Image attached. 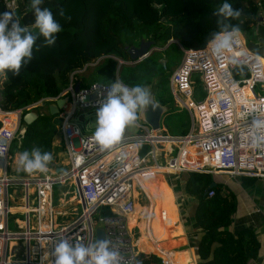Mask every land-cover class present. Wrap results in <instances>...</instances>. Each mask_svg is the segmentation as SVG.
Instances as JSON below:
<instances>
[{
  "label": "built area",
  "instance_id": "1",
  "mask_svg": "<svg viewBox=\"0 0 264 264\" xmlns=\"http://www.w3.org/2000/svg\"><path fill=\"white\" fill-rule=\"evenodd\" d=\"M0 1L5 12L13 13L19 21L17 11L24 10L19 6L20 0ZM158 21L164 25L163 17ZM209 41L202 48H183L180 62L169 77L174 104L185 108L190 116V127L184 135L152 131L135 122L138 133L127 134L125 130L117 144L101 150L92 139L94 131L83 130L74 117L87 109L98 110L107 90L117 81L93 82L75 91L69 79L66 88L56 97L34 103L68 95V103L58 114L60 155L46 172L24 171V175L15 177L8 173L10 146L24 133L22 113L34 104L12 111L0 108V264H53L51 253L60 240L67 239L72 245L92 244L97 228L103 230L104 239L119 251L120 264H145L144 259L149 255L159 258L158 263L151 264H170L171 252L182 246L168 250L166 255L139 251V232L134 231L136 226H128L129 215L137 204L138 188L144 185L142 174H162L163 170L176 173L173 176L176 179L183 171L224 174L235 181L240 177L264 178V146L253 143L252 129L254 119H264V62L234 46L224 59H217L212 55ZM237 65L246 67L247 76L234 77ZM194 72L199 73L203 92V97L196 100L191 79ZM253 105L259 111L253 112ZM9 114L13 120L6 121ZM258 135L264 136V130ZM142 145L148 148L141 150ZM184 147L193 150L194 158L191 156L189 162L179 164L176 159ZM161 152L169 156L164 166L156 164V155ZM11 185L24 189V203L18 208L24 219L11 218L10 223L8 214L14 210L8 207L7 189ZM55 185L74 188L73 196L80 209L79 212L71 210L63 225L57 222L65 212L58 205L59 201L63 202L62 197L57 198V203L53 198ZM65 193L61 192L62 196ZM212 195L213 190H208L207 196ZM255 211L261 213L259 208ZM11 241L15 244L10 245Z\"/></svg>",
  "mask_w": 264,
  "mask_h": 264
},
{
  "label": "trees",
  "instance_id": "2",
  "mask_svg": "<svg viewBox=\"0 0 264 264\" xmlns=\"http://www.w3.org/2000/svg\"><path fill=\"white\" fill-rule=\"evenodd\" d=\"M224 2L230 3L234 9L242 10L238 19L229 18L225 23L238 27L240 32L254 24L257 12L255 0H42L40 7L52 11L62 30L56 34L53 46H45L42 37L37 40L32 60L22 65L18 76H14L11 71L0 73V108L12 111L40 99L55 97L68 85L69 79L74 85L77 83L78 87L93 82H114L116 58L129 60L127 48L133 45L130 42L124 44L122 35H138V38L152 40L158 47H162L172 37L185 49L202 48L214 33L221 30L217 23L219 18L214 12ZM152 4H158L159 9H155ZM19 6L24 7L23 12L17 11L20 25L28 26L36 33L31 0H20ZM61 10L63 16L60 15ZM4 12L0 1V14ZM160 17L170 27L160 24ZM171 45L168 44L158 52L167 53ZM152 54L126 65V71L120 70L124 66L121 65L118 70L119 80L130 87H144L151 80L156 81L157 90L167 86L171 68L161 70L159 57L153 58ZM98 58L101 60L88 76H77L76 70ZM233 75L235 78L245 77L247 69L237 65ZM156 100L162 104L168 102L162 95H157ZM11 120L13 115L9 114L6 121ZM20 121L24 133L20 139L13 141L10 154L17 152L20 156L24 151L31 152L38 148L42 152L51 153L53 159L48 164L50 166L55 159L52 139L60 121L58 113L49 114L47 109L39 110L34 113L31 123L25 124L22 119ZM161 123L163 132L184 135L189 128V117L185 113L184 118H181L171 106L162 116ZM146 148V145H142L141 150ZM191 156L194 158L193 150L187 147L182 161L189 162ZM160 172L166 178L176 174L163 170ZM161 176L159 173L141 175L144 188L154 201L163 198L165 193ZM218 176L183 171L178 175L179 184L173 187L192 198L188 214L197 227V235L188 242L190 253L197 264H250L257 256L259 242L249 226L236 225L230 228L233 217L237 215L240 197L235 191L239 189L223 182ZM254 180L240 177L239 183L247 185ZM210 183L214 185L209 187ZM59 189H63L61 185L53 187L54 198ZM71 190L74 194V188ZM208 190H213L210 197L207 196ZM138 211L129 215L128 226L136 225L133 218L138 217ZM139 231L143 234L141 228ZM144 262L158 263L159 258L149 255Z\"/></svg>",
  "mask_w": 264,
  "mask_h": 264
},
{
  "label": "clouds",
  "instance_id": "3",
  "mask_svg": "<svg viewBox=\"0 0 264 264\" xmlns=\"http://www.w3.org/2000/svg\"><path fill=\"white\" fill-rule=\"evenodd\" d=\"M31 2L36 33L28 27H22L19 21L14 19L13 13L6 11L0 14V73L11 71L14 76H18L22 65H27L32 60L37 40L42 37L45 46H53L56 43V34L62 30L52 11L40 7L42 0ZM60 15H64L63 10ZM214 15L219 18L217 23L221 30L213 34L209 45L212 55L217 59H224L226 54L233 50L234 37L239 34L238 27H232L225 21L229 18L238 19L242 10L234 9L230 3L224 2L218 6ZM152 103L147 87H128L117 81L107 90L106 98L96 112V128L92 139L101 150L111 148L122 139L126 128L137 121L138 112ZM252 111L259 110L253 105ZM252 129L253 143L256 146H264V136L258 135L264 130V119H254ZM52 159L51 153L35 148L31 152L24 151L20 154L19 165L25 172L43 173L47 171ZM51 255L53 264H120L121 261L119 251L114 249L107 239H98L88 245H72L67 239H63L55 245Z\"/></svg>",
  "mask_w": 264,
  "mask_h": 264
},
{
  "label": "crops",
  "instance_id": "4",
  "mask_svg": "<svg viewBox=\"0 0 264 264\" xmlns=\"http://www.w3.org/2000/svg\"><path fill=\"white\" fill-rule=\"evenodd\" d=\"M255 4H256L257 12H256V19H255L254 24L248 30H246L244 32L239 31V34L236 37L239 38L241 41V45H240L239 49L242 47V50H245V51L255 55L260 60H262V62H264V0H255ZM245 35H247L248 37L249 36L252 37V41L248 45L249 48H247L243 43ZM141 39L149 40V39H145V38H141ZM150 41H152V40H150ZM170 43L171 44L176 43V45L179 47L181 55H182L183 47H181L179 45L177 39L170 37L162 47L156 46L153 42L152 45L148 49V53H146L143 57L139 58L138 61L147 57L151 52L162 50L163 48H165ZM153 49H158V50H153ZM116 60H117V66H116V70H115V81L114 82H116V81L121 82L119 80V76H118V70H119L120 65H123L124 63L129 65V64L136 63L138 61H131L130 59L129 60H122L120 58H116ZM118 60H121L122 62L119 63ZM95 61L97 64V62L99 60H95ZM92 63H88V64L84 65L83 69H85L88 65H90ZM175 67H173L171 69V71ZM244 68H246V67H244ZM77 71L78 70H76L75 72L77 73ZM169 77H170V75H169ZM169 77H168L167 87H169ZM239 78H242V77H239ZM152 81L154 83L156 82L155 80H151V82ZM150 83L148 84V87H149ZM75 85L73 83V87ZM124 85H126V84H124ZM126 86H128V85H126ZM128 87H130V86H128ZM156 91H157V85H156ZM156 91H155V94H156ZM169 91L171 93L170 87H169ZM155 96L156 95H154L155 101L158 102L156 100L157 97H155ZM67 97H68L67 94L59 97V98L66 99V103H64V105L58 109V111H57L58 114H59V111L63 107H65L66 104L68 103ZM48 98H53V97H48ZM193 98H196L195 95L193 96ZM51 102H54V101L48 100L46 102H43L42 104H44V106L46 105L45 109H47V105L50 104ZM158 103H160V102H158ZM160 104H162V103H160ZM164 104H170L172 107H174V101H170V102L168 101ZM170 108L167 111H169ZM83 114L81 116L77 115L74 117L75 121L78 122L79 125L81 124V117L83 116ZM136 123L141 124L142 126L149 128L148 125L140 122L138 119H137ZM80 127L83 130L85 129V131H87L85 124L80 125ZM189 127H190V124H189ZM158 130H161V132L164 134H168V133L163 132L164 127L162 126L161 122H160V126H159ZM158 130H156V131H158ZM138 132H139V130H138ZM60 138H61V132L59 129V124H58L56 127V133L52 139V146L55 148L54 158L56 156L60 155V151H59L61 149V146H60L61 145L60 144L61 139ZM59 158H62V157H58V159ZM178 163L179 164H185V162L182 160L181 161L179 160ZM171 177H173V176H170L169 178H166L165 176H163V174L161 176V179L163 180V183L165 185V187H164L165 193L163 195V198L154 201L155 210H154L153 214L151 213L152 218H151V215H149V212H148V218L147 219L143 218V216H144L143 213H142V215L139 216L138 220L135 221V218H133V221L136 223V225H135L136 229L139 232V237L137 239V247L147 246L151 252H154L157 254H159L158 252H160L161 254L166 255L168 250L175 248V247H178V246H182L180 248V250H178V251L176 250L175 252H171V255L168 259L170 261V264H187L186 262H187L188 258L191 259V261H192V263L188 262V264H197L196 259L191 256L190 247H188V242L190 240H193L197 235V233H196L197 227H196V225H194L192 219L190 218V216L188 214V205H189L190 201L192 200V198L188 195L181 194V196L183 198L181 200L182 204H180L179 199L177 200V197L174 195V188H173V185L171 184V182L169 180V179H171ZM173 178H175V177H173ZM227 179H228L227 182H230L231 186H234L238 189H244V191H245L244 192L245 194H243L242 197L239 198L237 215L235 217L238 216V219H239V222L237 223L238 225L249 226L252 228V230H253V232H254V234H255L258 242H259V250H258L256 258L254 260H252V262H253L252 264H264V178H259L260 180L263 179L259 186H255L253 182L250 184H247V185H245V184L242 185L239 183V181H235V180L230 179L228 177H227ZM255 179H258V178H255ZM177 181L178 180L176 179L174 186L179 184V182H177ZM234 184L237 185L238 187L235 186ZM134 207H135V209L132 213L136 214L138 211V208H141V207L136 206V205ZM150 208H152V207H150ZM256 208H259L261 210V213L256 212L255 211ZM141 221H145L144 227L142 228L143 234L140 233V231L138 229V225H137ZM140 224H139V226H140ZM145 236H147L149 240L146 239ZM13 243L15 244V242H13ZM187 256H188V258H187Z\"/></svg>",
  "mask_w": 264,
  "mask_h": 264
},
{
  "label": "rangeland",
  "instance_id": "5",
  "mask_svg": "<svg viewBox=\"0 0 264 264\" xmlns=\"http://www.w3.org/2000/svg\"><path fill=\"white\" fill-rule=\"evenodd\" d=\"M164 25H165V27H168V26L170 27V24L167 21H164ZM138 37H139L138 35H134V34H130L129 33V34H126V35H122L121 39H122L124 44H127V43L130 42L133 45H137L139 40L141 39V38H138ZM251 41H252V37H250V36L248 37L247 35H245L243 43H244V45L247 48H249L248 45L251 43ZM240 45H241L240 39L235 36L234 37V43H233L234 48L235 49L239 48ZM158 49H153V50H158ZM166 52L167 53L160 54L158 51H154L153 54H152L153 58H158L159 57V59H158L159 63L158 64L161 67V70H164L166 68H171L172 69L173 67L178 65V63H179V61L181 59V52H180L179 47L176 45V43H172V45L168 48V50ZM96 60H101V58L96 59ZM95 64H96V61H93V63L88 65L85 69H83V67H82L81 69H79L77 71V73H76L77 76H79V77L88 76L92 72V69L95 66ZM123 65L124 66H122L120 70H122V71L128 70V67L126 66L127 64L124 63ZM191 79L193 81L192 86H193L194 94H195V97H196V98H193V99L194 100L201 99L203 97V92H201V89H200L201 87L199 86V73H197V72L192 73L191 74ZM144 87H148V85H146ZM155 95H156L155 97H157V95H162L163 97H165V100H167L169 102L170 101H174V97L170 93L169 87H167V86L158 89L156 91ZM45 106H44V104H41V103H38L36 105L34 104L32 107H30L27 110V113H30L33 116L36 111H39V110L40 111H44ZM173 108H174L175 111H178V115H180L181 118H184V115L186 113L188 115L189 121H190V116L188 114V111L185 108H183L182 106L175 105V104H174ZM96 112H97L96 109H93V110L87 109L86 112L81 117V124L80 125L85 124V127H86L88 132L95 131V128H96V125H95ZM189 124H190V122H189ZM126 133L127 134L138 133V128H136V126L133 124V125H131V126L126 128ZM176 136H179V135H176ZM188 148H190V147H188ZM186 149H187V147H184L181 150L176 162H178L179 160L180 161L182 160V158L185 156V150ZM164 153L161 152L159 155H156V164L158 166H164L165 163H166V160L169 158L168 154L167 153L164 154ZM59 159H61V158H59ZM7 162H8V165H9L8 166V173L10 175L15 176V177H20V176L25 174L24 170L19 165V154L17 152L10 154V157H9ZM160 175H162V174H160ZM218 175H219L218 177L223 182H226L229 185H231L230 182H227L228 179H227V177L224 174H218ZM219 178H218V180H219ZM169 180H170L171 184L174 187L176 179L171 177V179H169ZM262 180L263 179L260 180L258 178V179H255L253 181V183H254L255 186H259L261 184ZM163 186H165L164 183H163ZM62 188L63 189H61V190L59 189L58 190L57 195L55 197L56 203H57V198L58 197H62V199H63V202L59 201V203H58V205L61 204L60 210L65 212V214L63 216H59L57 218V222H59L60 225L65 224V222L69 219V212L71 210H75L76 212H79V210H80L79 206L76 204V198H75V196H73L74 194H72L71 188H68L67 185H63ZM23 191H24V189L20 185H11L7 189V193H8V196H9L8 207L10 209L14 210L13 211L14 213L12 212V213L8 214L10 223H11V218H13V220H18V221L24 219V215H22V213L18 212V208L20 207L21 204L24 203V193H23ZM65 191H66L65 195L62 196L61 192H65ZM138 191H139V195L137 197L136 206H139L141 208L138 211L137 216H140L143 213V214H145L143 216V218H145L146 215H148V212H149V215H151V213L152 214L154 213V210H155L154 199L145 190L144 185H142V189L138 188ZM244 192H245L244 189H239V190L235 191V193L239 197H242V195L245 194ZM181 194L182 193H180L179 190H175L174 189V195L177 197V200L179 199V203L180 204H182L181 200L183 198L181 196ZM150 207H152V208H150ZM134 209H135V207H134ZM151 218H152V215H151ZM144 222L145 221H141V222H139L137 224L138 225V229H140V228L142 229L144 227ZM238 222H239L238 216L237 217H233L232 224L230 225V228L231 227L235 228L236 225H238L237 224ZM10 223H9V226H10V228H12ZM140 223H141V225L139 226ZM134 231L135 232L137 231L136 227H134ZM145 238L147 239V236H145ZM16 242L19 243L18 241H16ZM135 242L136 241L134 240V244H135ZM187 258H188V256H187ZM188 262L192 263L191 259L188 258L187 263ZM252 263L253 262L251 261L250 264H252Z\"/></svg>",
  "mask_w": 264,
  "mask_h": 264
},
{
  "label": "water",
  "instance_id": "6",
  "mask_svg": "<svg viewBox=\"0 0 264 264\" xmlns=\"http://www.w3.org/2000/svg\"><path fill=\"white\" fill-rule=\"evenodd\" d=\"M21 26L28 27L24 25H21ZM28 28L31 29L30 27ZM152 43L153 42L150 40L140 39L136 46L135 45L129 46L127 48L129 59L131 61H138L139 58L143 57L146 53H148V49L152 45ZM77 89H78V85L76 84L74 86V90L76 91ZM148 89L150 90L151 99L153 103L147 106L145 109L138 112V120L148 125L152 131H156L159 129L162 116L171 107V105L170 104H160L155 101L154 95L156 91V84L153 81L150 83ZM64 103H66V99L58 98L54 100V102H51L50 104H48L47 110L49 114L57 113L58 109L61 108L64 105ZM21 119L25 124H29L34 119V115L32 116L30 113L26 112L21 117ZM59 169L60 167L56 168V171H58ZM213 185L214 183H210L209 187ZM98 239H104L103 230L100 228H97L95 230L94 243Z\"/></svg>",
  "mask_w": 264,
  "mask_h": 264
},
{
  "label": "bare ground",
  "instance_id": "7",
  "mask_svg": "<svg viewBox=\"0 0 264 264\" xmlns=\"http://www.w3.org/2000/svg\"><path fill=\"white\" fill-rule=\"evenodd\" d=\"M241 49H242V47H241ZM177 159H178V157H177ZM177 159H176V160H177ZM133 211H134V210H133ZM131 214H132V213H131ZM131 214H130V215H131ZM12 242H15V241H11V243H12ZM11 243H10V245H13V243H12V244H11ZM137 250L142 251V252H151L147 246L137 247Z\"/></svg>",
  "mask_w": 264,
  "mask_h": 264
}]
</instances>
